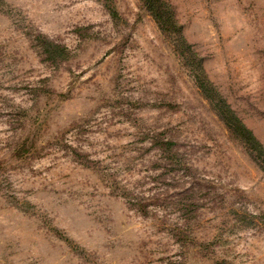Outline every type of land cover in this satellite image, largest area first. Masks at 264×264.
Listing matches in <instances>:
<instances>
[{"label": "rangeland", "instance_id": "rangeland-1", "mask_svg": "<svg viewBox=\"0 0 264 264\" xmlns=\"http://www.w3.org/2000/svg\"><path fill=\"white\" fill-rule=\"evenodd\" d=\"M164 2L0 0V264H264V0Z\"/></svg>", "mask_w": 264, "mask_h": 264}, {"label": "trees", "instance_id": "trees-1", "mask_svg": "<svg viewBox=\"0 0 264 264\" xmlns=\"http://www.w3.org/2000/svg\"><path fill=\"white\" fill-rule=\"evenodd\" d=\"M142 2L147 7V10L152 14V16L161 24V26L164 29L167 28L165 18H170V15L165 8L166 3L164 2V0H142ZM183 44L184 50H187L189 52L190 46L188 45V43L184 42ZM197 69L201 72V74H204V69L201 64L198 65ZM227 110L232 113L231 118H235V121H233V123H228L229 128L232 132L240 134L242 136L241 138L247 144L250 155L258 163V165L262 169H264V146L257 140L252 131L248 129L243 124V122L237 118V116H235V113L232 109L227 106Z\"/></svg>", "mask_w": 264, "mask_h": 264}]
</instances>
